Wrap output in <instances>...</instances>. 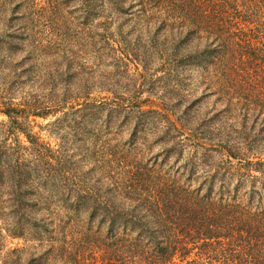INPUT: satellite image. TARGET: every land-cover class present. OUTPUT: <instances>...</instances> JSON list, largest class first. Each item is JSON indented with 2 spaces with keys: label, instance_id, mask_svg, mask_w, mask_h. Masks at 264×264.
<instances>
[{
  "label": "trees",
  "instance_id": "1",
  "mask_svg": "<svg viewBox=\"0 0 264 264\" xmlns=\"http://www.w3.org/2000/svg\"><path fill=\"white\" fill-rule=\"evenodd\" d=\"M2 51L0 264L51 207L57 264H264V0H0Z\"/></svg>",
  "mask_w": 264,
  "mask_h": 264
},
{
  "label": "rangeland",
  "instance_id": "2",
  "mask_svg": "<svg viewBox=\"0 0 264 264\" xmlns=\"http://www.w3.org/2000/svg\"><path fill=\"white\" fill-rule=\"evenodd\" d=\"M3 51L0 52V58L5 55V52ZM2 71L3 68H0V77H2ZM131 72L132 75L136 76L135 74L137 72L135 70L132 69ZM136 82L138 84L141 83L140 80H136ZM145 95L146 93L142 94L143 97H145ZM148 108L149 107H144L143 109ZM0 119L4 118L0 116ZM47 122L48 121L44 122V124ZM34 131L37 132L38 129L34 128ZM41 136L45 141H49L53 144L54 140H52L51 138H47L45 132H41ZM142 151L143 149L136 147V153L141 154ZM53 208L54 207H51V209H27L26 211V214L31 213L33 215L32 217H43L44 222L49 224V226L51 225V227H55L52 230L50 229V234L42 233L41 238L36 241L29 239H12L10 236H5L2 240L1 253H5L11 249L18 248L21 250V254L19 256L20 261L27 262L30 259H34L35 261L33 260L29 264H36V261H38L37 264H57L59 258L66 255L65 254L61 256L60 252L58 251L61 246L60 243L64 242L63 244L65 245V250L70 254V235L68 233L64 236V234L60 232V229H58L59 227H65L67 232H70V214L66 215V212L63 209ZM3 224H5L4 218L0 217V227H2ZM84 264H97V262L95 261V259L92 260L90 259V256H88L85 258Z\"/></svg>",
  "mask_w": 264,
  "mask_h": 264
}]
</instances>
